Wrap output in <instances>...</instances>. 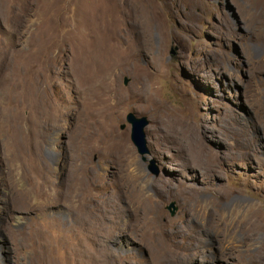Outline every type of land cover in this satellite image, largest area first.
Instances as JSON below:
<instances>
[{
    "label": "rangeland",
    "instance_id": "374dc122",
    "mask_svg": "<svg viewBox=\"0 0 264 264\" xmlns=\"http://www.w3.org/2000/svg\"><path fill=\"white\" fill-rule=\"evenodd\" d=\"M120 1L0 0V264H264V0Z\"/></svg>",
    "mask_w": 264,
    "mask_h": 264
},
{
    "label": "water",
    "instance_id": "95a60500",
    "mask_svg": "<svg viewBox=\"0 0 264 264\" xmlns=\"http://www.w3.org/2000/svg\"><path fill=\"white\" fill-rule=\"evenodd\" d=\"M127 121L131 124L132 127L131 140L136 146L138 152L142 155L148 153L146 133H145V127L149 123L148 118L146 116L139 117L135 113L129 112L127 114ZM152 163H154L153 160ZM153 171L155 173L158 172V170L155 167H153Z\"/></svg>",
    "mask_w": 264,
    "mask_h": 264
},
{
    "label": "bare ground",
    "instance_id": "6f19581e",
    "mask_svg": "<svg viewBox=\"0 0 264 264\" xmlns=\"http://www.w3.org/2000/svg\"><path fill=\"white\" fill-rule=\"evenodd\" d=\"M121 1H123V0H121ZM121 1H120V2H121ZM95 4H96V3H95ZM113 4H114V3H113ZM97 6H98V5H97ZM112 8H113V7H112ZM92 9H93V8H92ZM106 9H107V8H106ZM110 9H111V8H110ZM88 10H89V9H88ZM93 10H94V9H93ZM111 10H112V9H111ZM91 12H92V11H91ZM107 13H108V12H107ZM107 15H108V14H107ZM104 17H105V16H104ZM83 19H84V18H83ZM109 21H110V20H109ZM93 22H94V20H93ZM148 22H149V21H148ZM88 25H89V24H88ZM97 25H98V24H97ZM85 27H86V26H85ZM93 27H94V26H93ZM118 28H119V27H118ZM118 30H119V29H118ZM85 31H86V30H85ZM93 31H94V30H93ZM93 31H92V32H93ZM86 32H87V31H86ZM121 32H122V31H121ZM85 34H87V33H85ZM90 34H91V33H90ZM91 35H92V34H91ZM88 36H89V35H88ZM89 37H90V36H89ZM89 39H91V38H89ZM89 39H88V41H89ZM113 42H114V40H113ZM120 42H121V43H120ZM120 42H119L120 45H118L117 43H115V44H113V45H111V46L108 47L109 50H112V51L115 52V53H114L115 56H117L118 53L121 54L122 51H125V50L127 49V48H124V50H123V49H119V50H118L117 47H121V48L124 47V46H123V47L121 46L122 41H120ZM126 44H127V43H126ZM85 45H86V47H87V46H88V47L90 46L89 43H87V42L85 43ZM91 45H92V44H91ZM98 47L100 48V45L95 46L96 49H99ZM104 47H105V46H104ZM95 48H94V49H95ZM96 49H95V50H96ZM91 51L93 52V56H96V55H97L95 51H93V50H91ZM91 51H90V52H91ZM87 55H89V53H88ZM91 59H92V58H91ZM88 62H89V60H88ZM88 64H89V63H88ZM45 65H46V64H45ZM98 69H99V68H98ZM80 73H81V72H80ZM109 76H110V75H109ZM93 80H94V79H93ZM88 90H89V89H88ZM84 93H85V92H84ZM95 93H96V92H95ZM90 94H91V93H90ZM96 94H97V93H96ZM87 95H88V94H87ZM90 97H91V96H90ZM94 97H95V96H94ZM96 98H97V97H96ZM86 100H87V99H86ZM88 100H90V98H89ZM96 100H97V99H96ZM106 104H107V103H106ZM91 105H92V104H91ZM94 105H95V104H94ZM91 107H92V106H91ZM97 108H99V107H97ZM97 108H96V110H97ZM88 109H89V108H88ZM92 109H93V108H92ZM86 110H87V109H86ZM93 110H94V109H93ZM97 112H98V111H97ZM97 112H96V113H97ZM98 113H99V112H98ZM89 115H90V114H88V116H89ZM89 118H90V117H89ZM240 203H241V201H240L239 199H237V198H233V199L231 200V202H230L229 204H227V205L224 207V209L226 210V209H229V208H230V210H231V209L233 210V207H234L235 205L240 204ZM215 206H216V205H215ZM238 207H239V206H238ZM222 208H223V207H222ZM224 209H223V210H224ZM234 209H235V208H234ZM210 211H211V210H210ZM228 212H229V211H228ZM213 214H214V213H213ZM223 214H224V213H223ZM223 217H224V216H223ZM223 217H222V218H223ZM231 218H232V217H231Z\"/></svg>",
    "mask_w": 264,
    "mask_h": 264
}]
</instances>
